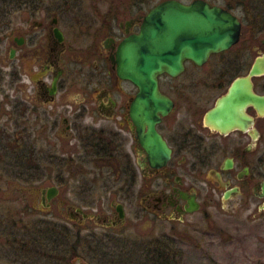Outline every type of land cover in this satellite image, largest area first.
Instances as JSON below:
<instances>
[{
	"label": "flooded vegetation",
	"instance_id": "1",
	"mask_svg": "<svg viewBox=\"0 0 264 264\" xmlns=\"http://www.w3.org/2000/svg\"><path fill=\"white\" fill-rule=\"evenodd\" d=\"M164 2L0 0V232L32 245L35 264L82 231L188 232L218 207L264 212V111L230 93L264 58V12L245 29L244 6L213 4L242 24L239 41L159 76L172 105L154 127L170 154L157 166L131 114L139 89L115 61ZM250 83L264 96V73Z\"/></svg>",
	"mask_w": 264,
	"mask_h": 264
},
{
	"label": "water",
	"instance_id": "2",
	"mask_svg": "<svg viewBox=\"0 0 264 264\" xmlns=\"http://www.w3.org/2000/svg\"><path fill=\"white\" fill-rule=\"evenodd\" d=\"M241 27L237 17L221 6L204 0L187 4L166 0L145 15L139 33L125 37L118 45L117 71L139 89L131 114L139 130L148 126L145 138L141 132L139 135L152 165L160 166L170 157L167 145L154 130L158 116L166 115L172 105L158 89L159 76L175 77L183 71L184 62L193 60L200 65L211 53L230 49L241 38ZM252 66L248 76L233 81L230 93L254 98L252 103L264 111V96L250 92L251 78L264 73V58L256 59ZM74 263L80 264V259Z\"/></svg>",
	"mask_w": 264,
	"mask_h": 264
},
{
	"label": "rangeland",
	"instance_id": "3",
	"mask_svg": "<svg viewBox=\"0 0 264 264\" xmlns=\"http://www.w3.org/2000/svg\"><path fill=\"white\" fill-rule=\"evenodd\" d=\"M182 1L187 3L188 0ZM205 1L215 5H225L224 0ZM243 24L245 29L250 26L247 21ZM247 38H249L248 35ZM247 38L243 39L246 41ZM239 210L228 213L218 207L214 211L215 216L206 223L202 222V217L198 214L189 225L188 232L82 231L81 244L75 248V255L70 263L74 264L77 258L80 259V264H101V251L95 247L99 245L105 247L104 249L110 253H118L123 249L121 243L130 246L136 242L140 246L158 239H169L177 249L182 250L184 264H264V212L261 216L254 217L253 214L249 215L246 209ZM138 228L141 230L145 228V222ZM10 232L12 231L0 232V263L35 264L32 245L29 250H24L23 245H14V237L10 235ZM93 239L94 241L90 242ZM36 264L47 263L41 260L36 261Z\"/></svg>",
	"mask_w": 264,
	"mask_h": 264
},
{
	"label": "trees",
	"instance_id": "4",
	"mask_svg": "<svg viewBox=\"0 0 264 264\" xmlns=\"http://www.w3.org/2000/svg\"><path fill=\"white\" fill-rule=\"evenodd\" d=\"M224 4L227 6L232 5L234 7L244 6L245 13L248 17L246 21L249 25H252V29L261 27L257 21L259 20L258 15L264 12V9L260 11L254 10V6H258L261 3L264 4V0H224ZM253 6V7H252ZM260 21V20H259ZM184 240V238H182ZM94 239L90 242H93ZM54 244V248L51 249L50 254L44 252V259L47 264H71L70 260L75 255V248L79 244L66 245L65 243ZM123 249L120 252L110 253L106 251L102 245L95 246L101 251L100 263L101 264H184L182 256V250L177 249L171 240H156L152 243H146L143 245L133 244L125 245L121 243ZM97 245V244H96ZM57 250V249H60ZM125 251V252H124ZM36 254V253H34ZM75 264V263H74Z\"/></svg>",
	"mask_w": 264,
	"mask_h": 264
}]
</instances>
